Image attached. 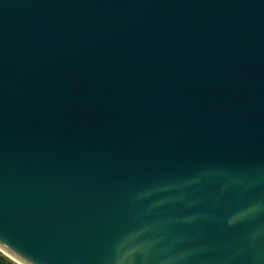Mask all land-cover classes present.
Returning a JSON list of instances; mask_svg holds the SVG:
<instances>
[{
    "label": "water",
    "instance_id": "obj_1",
    "mask_svg": "<svg viewBox=\"0 0 264 264\" xmlns=\"http://www.w3.org/2000/svg\"><path fill=\"white\" fill-rule=\"evenodd\" d=\"M0 249L264 264V0H0Z\"/></svg>",
    "mask_w": 264,
    "mask_h": 264
},
{
    "label": "trees",
    "instance_id": "obj_2",
    "mask_svg": "<svg viewBox=\"0 0 264 264\" xmlns=\"http://www.w3.org/2000/svg\"><path fill=\"white\" fill-rule=\"evenodd\" d=\"M0 264H14V263L8 260L5 256L0 254Z\"/></svg>",
    "mask_w": 264,
    "mask_h": 264
},
{
    "label": "bare ground",
    "instance_id": "obj_3",
    "mask_svg": "<svg viewBox=\"0 0 264 264\" xmlns=\"http://www.w3.org/2000/svg\"><path fill=\"white\" fill-rule=\"evenodd\" d=\"M1 250V249H0ZM4 254H6L9 258H11L13 261L17 262L18 264H22L21 262L17 261L15 258H13L12 256H10L9 254H7L6 252H4L3 250H1Z\"/></svg>",
    "mask_w": 264,
    "mask_h": 264
},
{
    "label": "rangeland",
    "instance_id": "obj_4",
    "mask_svg": "<svg viewBox=\"0 0 264 264\" xmlns=\"http://www.w3.org/2000/svg\"><path fill=\"white\" fill-rule=\"evenodd\" d=\"M0 254L5 256L8 260H10L11 262H13L14 264H18L17 262L13 261L11 258H9L6 254H4L1 250H0Z\"/></svg>",
    "mask_w": 264,
    "mask_h": 264
}]
</instances>
